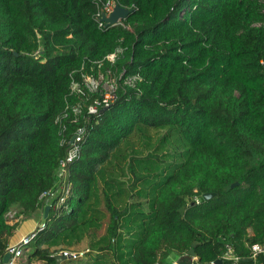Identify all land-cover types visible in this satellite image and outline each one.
Returning a JSON list of instances; mask_svg holds the SVG:
<instances>
[{"label": "trees", "instance_id": "obj_1", "mask_svg": "<svg viewBox=\"0 0 264 264\" xmlns=\"http://www.w3.org/2000/svg\"><path fill=\"white\" fill-rule=\"evenodd\" d=\"M107 1L0 0V258L39 216L26 264L64 251L84 252L69 264H174L193 244L192 264H232L227 248L264 264L250 252L264 244V0H114L130 13L100 28ZM118 49L138 90L63 131L58 115L97 98L72 85ZM82 126L69 198L44 219L39 197Z\"/></svg>", "mask_w": 264, "mask_h": 264}, {"label": "built area", "instance_id": "obj_2", "mask_svg": "<svg viewBox=\"0 0 264 264\" xmlns=\"http://www.w3.org/2000/svg\"><path fill=\"white\" fill-rule=\"evenodd\" d=\"M116 2L114 0H108L102 10L97 14V18H100L101 12L104 11L109 14ZM122 20H118L116 25H120ZM115 25V26H116ZM99 27H105V24L99 22ZM113 27V26H111ZM123 50L118 49L116 52L105 56L101 61L97 62L96 68H90L88 73L82 75L81 84L74 83L72 85L71 91L72 96L80 98L84 96V89L88 92L96 94L97 98L87 106L86 112H83L85 106L81 102L76 103L72 106L71 113L67 111L61 113L56 117V123L62 124V130H66L67 122L76 123L79 117L83 120L90 119V116L97 115L103 109H107L112 106L118 99L119 90L124 88L137 89L142 81L141 76L138 73L128 75L126 69L122 67L121 69L117 66V62L122 57ZM262 69L264 70V60L260 62ZM96 69V70H95ZM82 85V87H81ZM72 114V116H70ZM70 117L71 120H70ZM86 134V129L84 126L78 127L74 136L67 144V149L65 156L58 161V169L55 176V182L52 188L41 193L40 199L44 202V207H49L50 210L57 212L65 207V203L69 198L71 183L69 180V166L80 158L81 154V144L83 142L84 136ZM65 141L61 142L64 145ZM45 209V208H44ZM44 212V210H43ZM7 222L10 224L15 221L16 212L11 211L6 215ZM17 222V221H16ZM15 223V222H14ZM45 228L44 222H40L38 226L30 233L21 237L18 242L10 244L6 247L2 258H0V264H25L26 254L29 251L30 243L35 238L37 232L42 231ZM251 257L255 258L259 255L264 254V244H254L250 246ZM9 255V259L6 263L3 262L5 255ZM59 255L70 257V259H80L83 257L84 252H60ZM224 260L229 263L236 264L239 258L232 255L230 248H227V253L224 255ZM214 264V263H210Z\"/></svg>", "mask_w": 264, "mask_h": 264}, {"label": "water", "instance_id": "obj_3", "mask_svg": "<svg viewBox=\"0 0 264 264\" xmlns=\"http://www.w3.org/2000/svg\"><path fill=\"white\" fill-rule=\"evenodd\" d=\"M130 11L126 8H123L121 6H119L117 3L114 4V7L112 9V11L106 15V13L104 11L101 12L100 18L98 19L99 22H102L105 24L106 27H111V26H115L118 22V20H125L128 15H129ZM107 109H103L100 111V113H104ZM72 142V140H71ZM237 184L232 185L231 187H235ZM212 197H214V194L212 193H206L202 195V198L207 201L209 199H211ZM49 207H45L44 209V213H43V218L46 219L48 214H49ZM184 212V208H181L179 210V213L182 215ZM194 247L195 244L192 245L191 249L187 251L186 254H184L183 256H181L180 258L177 259L175 264H192L195 261V253H194ZM9 259V255H5L3 258V262L6 263L7 260ZM54 260L56 262V264H60V262L65 261V260H70V257H65L62 255H57L54 257ZM214 264H223V261L221 259L216 260L214 262Z\"/></svg>", "mask_w": 264, "mask_h": 264}, {"label": "crops", "instance_id": "obj_4", "mask_svg": "<svg viewBox=\"0 0 264 264\" xmlns=\"http://www.w3.org/2000/svg\"><path fill=\"white\" fill-rule=\"evenodd\" d=\"M44 213V212H43ZM41 215V214H40ZM42 217H33L32 219H34V221L33 220H31V218H30V220H29V223L28 224H23V221H25V220H20L19 221V224H18V227H17V229H16V231H15V234H14V236L10 239V244H14V243H16V242H18V240L21 238V237H23V236H25L26 234H28V233H30V232H32L36 227H37V224L38 223H40V222H42V219H41ZM37 220H39L38 221V223H37ZM17 221V219L15 220V221H12V223L10 222V224H13L14 222H16ZM104 232H105V230H104ZM104 232H102L101 231V233H104ZM83 245H85V244H83ZM81 247H83V246H81ZM86 248V245H85V247H83L80 251H82L83 249H85ZM181 256H179V257H173L172 258V261H173V263L175 264L176 263V261H177V259L178 258H180ZM195 261H196V258H195ZM194 261V262H195ZM25 264H26V260H25ZM33 264H40L39 262H36V263H33ZM60 264H69V263H67V260H65V261H62V262H60Z\"/></svg>", "mask_w": 264, "mask_h": 264}, {"label": "rangeland", "instance_id": "obj_5", "mask_svg": "<svg viewBox=\"0 0 264 264\" xmlns=\"http://www.w3.org/2000/svg\"><path fill=\"white\" fill-rule=\"evenodd\" d=\"M152 135L154 136V133H152ZM130 143L134 145V150H140V149L143 147V145L140 143L138 137H134V138L131 140ZM129 203H131V201H129ZM29 220H30V219H27V220L23 221V224H28V223H29ZM31 220L34 221V219H32V218H31ZM38 221H39V220H37V223H38ZM38 224H39V223H38ZM38 224H37V226H38ZM106 225H107V220L105 221V224H104V226H103V228H102V232H104V230H105V228H106ZM82 246L85 247V245H82ZM83 247H80L79 250H81Z\"/></svg>", "mask_w": 264, "mask_h": 264}]
</instances>
